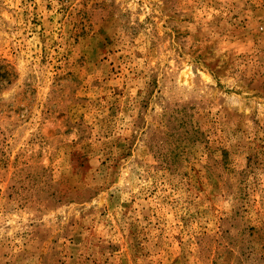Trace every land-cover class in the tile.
Masks as SVG:
<instances>
[{"label":"rangeland","instance_id":"rangeland-1","mask_svg":"<svg viewBox=\"0 0 264 264\" xmlns=\"http://www.w3.org/2000/svg\"><path fill=\"white\" fill-rule=\"evenodd\" d=\"M0 264H264V0H0Z\"/></svg>","mask_w":264,"mask_h":264}]
</instances>
